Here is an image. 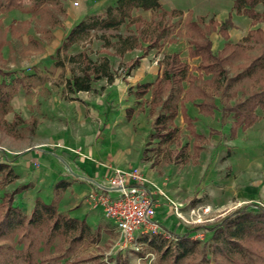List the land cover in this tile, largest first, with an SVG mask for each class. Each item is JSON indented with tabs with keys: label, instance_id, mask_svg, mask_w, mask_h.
I'll use <instances>...</instances> for the list:
<instances>
[{
	"label": "rangeland",
	"instance_id": "1",
	"mask_svg": "<svg viewBox=\"0 0 264 264\" xmlns=\"http://www.w3.org/2000/svg\"><path fill=\"white\" fill-rule=\"evenodd\" d=\"M50 2H52L54 7L36 6L32 0H21L19 8L14 7L11 10L0 11V16L12 15L14 11L22 13L43 12L44 14L47 12L49 15L50 13L54 14V21L56 22L58 21L57 16L60 15L61 0ZM105 8L101 14L90 16L104 17ZM130 15L133 18L140 17L144 23L138 24V29H136V24L133 25L125 20L117 31L91 32V36L88 39L70 46L66 52H61L59 57L63 61L64 66L63 68L57 67L61 70L58 78H60V74H62L61 79L63 80L70 77L69 65L65 61L64 55H75L78 52H84L90 59L95 61L103 56L108 57L113 66L116 64L115 70L112 67L111 69L117 72V78L122 79L121 66L140 56L142 51L136 49L118 56L114 53L113 47H106L105 41L100 39V36L103 35L106 38L105 40L115 43V34H119L122 37L137 34L140 29H147L146 23L153 16L152 12L149 15L145 10L136 9L132 10ZM208 19L210 18L205 17L204 23L200 24L198 28L204 31L213 46H216L215 33L220 38L222 37L212 30V27H208ZM196 20L197 17L192 19L189 13H183L182 16L175 18L164 19L162 25L167 26L168 33L161 40V45L165 49L159 53L155 50H150L148 51L149 54L147 53L143 58L145 59L144 62L148 60L151 65L153 64L160 68L159 62L165 54L178 53L180 59L186 62L191 69L192 75L198 76L192 83L193 86L189 87L187 83L182 84L184 93L181 95L185 97L181 102L188 116L192 119L191 126L195 133L199 135V138L196 139L197 137L192 135L190 129L186 128L183 117L178 112L173 120L174 125L178 128L175 139L177 138L180 145H188L187 159L180 163L168 161L166 153L175 147L168 144L158 146L157 140L150 137L153 131V116L149 114L150 105L148 101L150 94L148 93L140 101L135 100L133 102L131 116L127 118L128 120L132 119V125L130 124L129 128L134 130L133 134H136L137 137L135 144L132 143L130 146L129 159L135 161L137 166L111 169V172H113L114 170L129 171L134 168L141 172L146 186L160 203L156 219L164 228L171 230L176 235L178 234V237L171 240L148 233L139 235L132 243L121 245L120 240L118 241L119 234L115 230L113 222L105 218L104 215L100 225L96 226L100 230L99 239L96 242H92V238V240L85 239L80 243L70 244L66 241L64 242L60 236H57L49 244H46L45 239L48 232L46 226L48 225L36 228L28 227V230L24 232L15 231L9 233L0 229V264H6V259L12 264H24L22 254L27 248L33 264H264V242L247 238L244 241L247 251L245 252L246 254L241 256L235 252L224 254L219 251H213L211 247L210 237L212 231L210 229L219 224L226 216L242 208L253 212L256 211V207H264V116L260 112V115L257 114L260 121L252 129H237L234 137L231 138L229 127L232 119L231 117L222 118L220 115L219 108L221 105L219 98H214L218 108L212 115L203 116L198 113L194 99H199V87L207 92L212 89L205 83L210 76L197 73L194 68L198 66L199 62L193 61L192 57L188 56L191 42L199 34L187 24L188 21L194 22ZM10 26L13 28L11 23L8 26L9 28L3 30L0 17V50L4 45V38L7 35L9 38V33L12 31ZM260 29L264 33V28ZM235 35H233L232 41L229 40L228 35L230 43H237L234 42L236 40ZM222 40L224 45L225 40L223 38ZM256 48L246 54H256L259 47L257 46ZM173 50L176 52H172ZM237 57L231 63L226 64L228 77H231L233 72H237L235 69L237 64L245 62L243 58L238 59ZM8 63L10 61L8 62L7 59H3L0 56V82L4 81L9 84L6 91L13 90V97L19 88L25 90L21 86V82L23 80L24 83V80L29 79V77L22 76V71H19L18 74V68L14 67V65L19 66L21 63L11 62L14 64L13 66H9ZM257 77H259V74H256L254 78ZM241 83L239 89L244 88L246 91L259 87L257 85L254 86L252 84L253 81L249 79H244ZM94 91L96 92L97 90L93 88ZM188 101L192 103L190 107H193L195 112L191 111V108H186ZM199 101L200 99L197 102ZM196 111L198 116L195 117L193 114H196ZM10 112H13L12 107ZM124 112L126 113V109ZM5 115L0 116V154H5V149H12L11 142L13 141H11V138H14L16 134H30L29 125L25 127L18 114L13 113L10 122L4 119ZM11 123L14 124L13 128L8 126ZM194 140L201 146L197 154L194 153V148H192ZM143 151L145 160H142ZM14 158L11 154L8 155V159ZM0 163L10 166L17 175V178L13 180L8 178L0 179V198L3 194H9L14 189L29 185L12 199V205L18 207L22 214L26 216H29L32 210L27 214L22 211L23 209L21 208H25L26 201H35L36 198L40 199L41 197L44 203L49 204L51 202L45 198L44 192L43 190L41 192L40 187H37L30 194L34 198L31 196L30 199L29 195L23 198L24 194L22 193L30 191L33 185L28 182H20L19 176L21 172L10 161L0 158ZM60 197L61 192L56 193L54 191V199L52 201L55 203L56 209ZM6 206L7 204H0V216ZM95 222H98V219ZM197 225H200V227L195 229ZM94 229H91V231H94ZM185 234L187 242L181 243L182 240L180 239ZM153 240L164 241V247L160 252L149 246L148 242ZM182 244L191 251L179 259L175 256L176 254L179 255L180 245ZM165 249L168 250L166 254H164Z\"/></svg>",
	"mask_w": 264,
	"mask_h": 264
},
{
	"label": "trees",
	"instance_id": "2",
	"mask_svg": "<svg viewBox=\"0 0 264 264\" xmlns=\"http://www.w3.org/2000/svg\"><path fill=\"white\" fill-rule=\"evenodd\" d=\"M36 6H39L44 0H32ZM55 1V0H50ZM21 0H0V11L11 10L14 7L19 8ZM261 8V9H259ZM151 11L152 19L146 23L147 29L138 30L137 34L122 37L115 34L116 41L111 43L103 39L106 47H113L114 53L122 56L124 53L140 49L142 54L135 57L121 66L123 77L138 67L140 59L143 58L150 50H160L161 40L168 33L167 26L162 25L166 18H175L182 16L180 10H165L158 0H115L112 5L105 8L104 17L86 16L76 23L66 34L60 46L55 50L50 59L54 60L56 67L63 68V61L59 55L79 42H83L91 36V32L117 31L125 22L132 23L138 29V24L144 23L140 17H131L132 10ZM231 12L236 15H243L250 19L252 25H264V0H233ZM231 12L222 22H217L212 18L207 20L208 27L216 31L225 43L220 51L213 53L211 42L207 34L202 31L200 24L205 21L204 16L197 17L194 22L188 21L197 33L198 37L192 40L191 47L188 49V56L199 58V64L194 70L199 74L210 76L205 83L211 87V91H205L203 88H196L199 91V102L195 106L198 113L203 116L212 115L217 110L215 97L220 100L219 112L222 118L231 117L232 121L229 127V135L234 137L237 129H246L250 127L257 119L256 113L259 110L264 116V33L259 27L250 29L246 36L240 42L230 43L228 40V29L232 27ZM58 23V22H57ZM206 27V26H205ZM254 55L246 54L248 51L257 49ZM1 47V44H0ZM236 55V56H235ZM239 56V57H237ZM245 60L244 63L236 65L237 72H233L231 77L227 76L226 64L231 63L235 58ZM64 59L69 65L70 77L64 80V91L67 95H73L78 92H92L93 84L99 80H105L110 84L116 75V71L111 69L109 58L103 56L95 61L90 59L86 53L78 52L75 55H64ZM159 74L153 82L137 84L134 88H129L128 92L138 101L146 94H150L148 101L150 105L149 114L152 119V133L150 137L157 140V145L163 144L174 145L173 150L166 153V158L172 163H180L187 159L188 145H180L177 138L178 128L174 125V118L180 112L186 128L194 137L199 138L191 126L192 119L188 116L186 109L183 107L181 100L184 99V90L182 84L187 83L189 87L198 76H193L191 69L186 62H183L178 53L165 54L159 62ZM256 74L259 77L254 78ZM60 74V78H62ZM244 79L253 81L254 87L246 91L240 84ZM9 84L4 81L0 82V116L11 111L10 98L13 90H7ZM189 99V98H188ZM187 100V98H186ZM181 102V103H180ZM157 109V111H156ZM132 108L126 109V117L130 118ZM2 123H4L2 121ZM11 128L14 124H8ZM13 130V129H12ZM201 147L196 141H193L192 148L197 154ZM144 151L142 160H145ZM13 180L17 175L10 166L0 163V179ZM67 186L63 180L55 184L54 191L62 192ZM28 186L12 190L9 194H3L0 198V204H7L4 212L0 216V229L2 231L15 232L26 231L28 227L46 226L48 232L46 244H49L54 237L60 236L63 241L70 244L80 243L85 239L96 242L99 239L100 230L96 227L91 231L84 219L71 218L56 211V205L52 201L49 204L44 203L39 198L34 201L33 208L29 216L22 214L21 210L12 205L13 197L19 192L25 190ZM242 208L220 221L219 224L210 229L211 247L213 251L221 253L235 252L241 255L246 254L247 247L244 241L254 239L264 242V207H256V211H246ZM200 225L195 226L198 229ZM1 234V231H0ZM181 243L187 242L186 234L181 237ZM149 246L160 252L164 247V241H149ZM29 245V244H28ZM179 255L176 258H183L189 250L183 244L180 245ZM168 250H164L166 254ZM178 251V250H177ZM29 250L22 254L24 264H33L29 255ZM6 264H12L6 259Z\"/></svg>",
	"mask_w": 264,
	"mask_h": 264
},
{
	"label": "crops",
	"instance_id": "3",
	"mask_svg": "<svg viewBox=\"0 0 264 264\" xmlns=\"http://www.w3.org/2000/svg\"><path fill=\"white\" fill-rule=\"evenodd\" d=\"M114 1L61 0L56 22L54 14L47 12L14 11L12 15L0 16L3 30L13 24L9 38L7 34L4 38L0 56L10 61L9 66L14 65L11 62L21 63L14 67L18 68V74L22 71V76L29 77L24 83L20 81L25 90H16L10 99L13 112L7 113L4 119L10 122L13 113H16L23 125L30 127L29 135L16 134L11 138L12 149H5L6 153L0 154V158L19 168L21 183L33 185L32 192L22 193L23 198L29 195L31 199L30 194L40 187L45 198L52 202L55 184L60 180L65 181L67 186L57 203L59 213L84 219L91 229L100 225L103 213L100 207L84 201L85 195L93 187L86 179L102 184L112 168L137 166L135 161L129 159L130 146L135 144L137 137L133 134L134 130L129 128L132 119L128 120L124 112L136 100L128 90L137 84L155 80L159 68L141 58L138 67L122 79L116 77L110 84L99 80L93 84L96 92L67 95L64 80L58 78L61 70L50 57L76 23L88 15L101 14ZM158 3L165 10L189 13L192 19L204 16L220 23L231 12L233 0H158ZM40 5L54 7L48 0ZM146 12L151 15L150 11ZM231 21L233 27L228 30V35L232 41L236 34L234 42L241 41L252 28H264L262 24L252 26L247 17L232 12ZM214 36L216 46L211 43V50L216 53L222 49L223 40L216 33ZM164 49L162 46L155 51L159 53ZM192 60L199 62L197 57ZM110 65L115 70L116 64L113 66L110 62ZM198 100L194 99L195 102ZM190 106L192 103L188 101L186 108L193 111ZM256 113L261 114L259 110ZM193 115L198 116L197 111ZM259 121L257 119L248 129ZM10 154L15 158L8 159ZM33 202L26 201L25 208H21L25 214L30 212ZM96 219L98 222H95Z\"/></svg>",
	"mask_w": 264,
	"mask_h": 264
},
{
	"label": "built area",
	"instance_id": "4",
	"mask_svg": "<svg viewBox=\"0 0 264 264\" xmlns=\"http://www.w3.org/2000/svg\"><path fill=\"white\" fill-rule=\"evenodd\" d=\"M86 181L93 185L85 195L86 203L100 207L104 217L113 222L121 245L148 233L171 240L178 237L156 219L159 200L146 186L138 169L114 170L102 184Z\"/></svg>",
	"mask_w": 264,
	"mask_h": 264
}]
</instances>
